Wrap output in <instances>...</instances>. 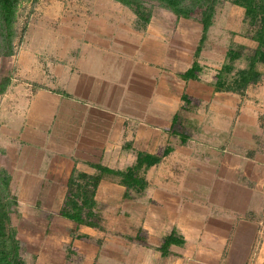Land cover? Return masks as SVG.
Returning a JSON list of instances; mask_svg holds the SVG:
<instances>
[{"label":"crops","instance_id":"crops-1","mask_svg":"<svg viewBox=\"0 0 264 264\" xmlns=\"http://www.w3.org/2000/svg\"><path fill=\"white\" fill-rule=\"evenodd\" d=\"M213 19L200 41L162 7L142 22L116 0L33 3L4 67L0 176L34 264H264V57L216 87L228 44L236 69L257 41L242 6ZM138 154L159 156L142 187L107 171Z\"/></svg>","mask_w":264,"mask_h":264},{"label":"trees","instance_id":"trees-1","mask_svg":"<svg viewBox=\"0 0 264 264\" xmlns=\"http://www.w3.org/2000/svg\"><path fill=\"white\" fill-rule=\"evenodd\" d=\"M19 0H0V56H8L14 52L15 35L18 39L24 32L25 27L21 28V32H17L13 24L15 17V10ZM127 6L133 8L134 12L137 14L139 19L146 22L151 15L153 8L157 5L164 7L167 10L173 12L176 16L182 17H192L196 18L202 24V36L206 28L212 21V16L216 3L220 0H116ZM234 3H238L244 7L245 16L248 18L249 24H257L253 30V38L257 41V46L254 51L247 56L248 62L245 68L239 69L235 72L231 84H225L222 74H217L216 87L224 86L231 88H241L244 87L248 82L254 81L259 77V71L254 67L257 60L264 57V0H231ZM233 52L232 56L235 55V51L228 49ZM229 52V53H231ZM232 66L230 64H223L221 66V72L230 70ZM2 81H0V91L4 88L5 82L9 79L8 75L1 76ZM0 78V79H1ZM223 79V82L221 80ZM227 85V86H226ZM165 150H163L164 152ZM157 157L145 156L141 157L138 154L137 164L134 166L127 167L126 169H109L111 173L116 174L119 178L120 183L126 186H137L142 187L145 183L142 177L137 176L134 173V167L141 162L145 161L149 164L156 161ZM95 182H93L94 188ZM0 191L3 193H8L7 183L3 177L0 176ZM91 195L93 189H90ZM84 202L92 204L91 197L82 198ZM73 203L71 197H67L64 203ZM7 207L4 206L0 195V264H24V259L20 253V244L18 238L15 236L14 230L8 225L9 214L11 209L9 202L5 203ZM61 213L68 215L74 219H79V211L75 210L74 214L70 212ZM88 214H91L87 212Z\"/></svg>","mask_w":264,"mask_h":264},{"label":"flooded vegetation","instance_id":"flooded-vegetation-1","mask_svg":"<svg viewBox=\"0 0 264 264\" xmlns=\"http://www.w3.org/2000/svg\"><path fill=\"white\" fill-rule=\"evenodd\" d=\"M222 1H224V0H220L218 3H216V5H215V8H214V12H213V16H212V20H214L213 18H214V15H215V13H216V8L217 7H219L220 8V3L222 2ZM229 1H231V0H229ZM232 2V1H231ZM234 3V2H233ZM123 4V3H122ZM235 4H238V3H235ZM125 5V4H124ZM238 5H240V4H238ZM127 6V5H126ZM240 6H242V5H240ZM129 8H131V10L133 11V13L135 14V16L139 19V17L137 16V14L134 12V10H133V8L132 7H130V6H128ZM156 7H162V6H159V5H157V6H155L154 8H156ZM243 7V6H242ZM153 8V9H154ZM163 9H165L164 7H162ZM244 8V7H243ZM170 11V10H169ZM150 17V16H149ZM182 17V16H181ZM190 18H192V17H190ZM193 19H195V20H197L196 18H193ZM244 19H246V22L248 23V18L245 16V13H244ZM26 20V19H25ZM141 20V19H140ZM142 21V20H141ZM148 21V20H147ZM146 21V22H147ZM198 21V20H197ZM143 22V21H142ZM200 24H201V22L200 21H198ZM26 21L24 22V27L26 26ZM211 23H212V21H211ZM210 23V24H211ZM13 24H14V26H15V28H16V31H17V17H16V15H15V17H14V21H13ZM209 24V25H210ZM208 25V26H209ZM257 26V24H249L248 23V29H249V31L251 30L252 31V37H253V30L255 29V27ZM208 28V27H207ZM206 28V29H207ZM25 30V29H24ZM206 31V30H205ZM18 32V31H17ZM23 34H24V32H23ZM23 34L21 35V38L20 39H18V37L15 35V38H14V42H15V49H14V51H16V48H17V46H18V44H19V42H20V40L22 39V36H23ZM204 34H205V32L203 33V36H204ZM203 36H202V24H201V34H200V41L203 39ZM199 47V46H198ZM229 48H231V50H234L235 51V55H233L232 56V54H233V52H231V51H229L228 49ZM240 50V48L238 47V46H236V45H234V43L233 42H231V43H229L228 44V47H227V49H226V51H225V53H224V56H223V60L220 62V64H219V67L217 68V71H216V73H215V78L216 79H218L217 78V74H219V73H221L222 74V77L224 78V82L226 83V80H228V83H226V84H231L232 83V79H233V77H234V75H235V72L237 71V70H239V69H242V68H245L246 66H247V62H248V59H247V56L249 55V53H247V54H245L244 56H243V58H244V60H245V62H246V64L244 65V66H242V67H238V68H236V69H234V66H235V59L238 57V55H239V51ZM229 52H231V53H229ZM14 53V52H13ZM12 53V54H13ZM252 53V52H251ZM250 53V54H251ZM12 54H10V55H12ZM10 55H8V56H4V57H9ZM1 57H3V56H1ZM230 64L231 66H232V68L230 69V70H227V71H222L221 72V66L223 65V64ZM192 68V69H191ZM198 64H197V62H195V60L193 61V63H192V65H191V67H190V69H191V71H193V70H198ZM185 75H187V74H189V71L188 70H186V72L184 73ZM2 75H8V77H9V73H8V71H6V73H3V74H1L0 75V78H1V76ZM1 81H2V78L0 79ZM7 80H10V78L9 79H7ZM221 80H222V82H223V79L221 78ZM8 82V81H7ZM7 82H5V84H7ZM5 86V85H4ZM225 86V85H224ZM227 86V85H226ZM229 87V86H228ZM163 152V151H162ZM165 152V151H164ZM146 156V155H145ZM144 156V157H145ZM149 156H154V157H157V160H158V158H159V156H157V155H149ZM156 160V161H157ZM153 162H155V161H153ZM153 162H151V163H153ZM142 163H144V164H142ZM151 163H149V164H146V162L145 161H141L138 165H137V167L135 166L134 167V173L137 175V170H139L141 167H145V166H148V165H150ZM137 164V163H136ZM135 165V164H134ZM133 165V166H134ZM128 167H130V166H128ZM132 167V166H131ZM127 168V167H126ZM125 168V169H126ZM138 176V175H137ZM8 191V193H3L2 191H0V195H1V199H2V202L4 203V206L5 207H7V204H5V203H7V202H9L10 203V207H11V209H10V211L8 212V214H9V221H8V225L9 226H11L12 228H13V230H14V233H15V236L18 238V241H19V244H20V253H21V256L23 257V259H24V254H23V252H24V242H23V236H21L20 235V233L18 232H16V224L14 223V222H12L11 221V219H10V213L13 211V205L16 203V200H15V198H14V196L9 192V190H7ZM19 217V214L17 215V218ZM24 264H25V260H24ZM62 264H68V261H66V262H63Z\"/></svg>","mask_w":264,"mask_h":264},{"label":"rangeland","instance_id":"rangeland-1","mask_svg":"<svg viewBox=\"0 0 264 264\" xmlns=\"http://www.w3.org/2000/svg\"><path fill=\"white\" fill-rule=\"evenodd\" d=\"M34 1L36 2L37 0H19L18 1L16 10H15V15L17 17V27H18L17 31L18 32L24 26V22L26 21L25 19L27 18V15H28V12H29L31 6L33 5V3H35ZM156 8H158V7H156ZM8 60H9V57H6L4 63L2 62L1 68H0V75L3 73H6L7 62L9 63ZM4 67L6 68V70ZM21 227H23L25 229L24 223H22ZM26 232L27 231L24 230V233H26ZM23 254L25 255L24 256L25 264H34V259L32 256L28 255V253L26 254L25 250H24Z\"/></svg>","mask_w":264,"mask_h":264}]
</instances>
